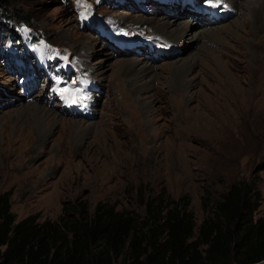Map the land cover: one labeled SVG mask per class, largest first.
Listing matches in <instances>:
<instances>
[{
	"label": "rangeland",
	"instance_id": "374dc122",
	"mask_svg": "<svg viewBox=\"0 0 264 264\" xmlns=\"http://www.w3.org/2000/svg\"><path fill=\"white\" fill-rule=\"evenodd\" d=\"M9 1L14 14L29 20L20 28L23 52L29 57L63 54L74 66V78L85 79L77 89L69 71L45 72L37 83L28 76L16 80L10 67L20 54L9 41V50L0 52V193L9 191L17 219L30 214L39 222L56 220L62 213L75 217L82 205L92 212L99 202L143 218L144 200L186 195L198 225L237 180L254 183L260 191L253 219L264 218V11L248 13L247 0L241 1V11L237 0H219L229 4L231 15L211 22L195 9H181L179 0ZM161 6L167 10L162 12ZM87 17L101 19L110 35L158 40L170 38L164 29H155L152 19H167L171 29L197 19L191 21L192 32L205 36L187 40L182 57L180 52L161 54L154 61L135 55L147 54V45L115 50L83 26ZM84 45L92 46L93 53L80 51ZM193 54L198 57L184 74L171 75L174 64ZM129 58L134 60L128 63ZM136 58L153 67L157 78L150 90L133 93L128 81L141 77L136 68L130 69ZM81 60L94 63L99 77L90 75ZM26 86L32 96L21 91ZM86 90L95 92L92 117L79 113L74 101H87ZM49 97L56 103L48 102ZM33 104L55 111L58 122L47 137L34 123L35 136L26 142L13 125L18 110ZM69 121L83 128L79 140L72 137L74 127L66 134L62 130L59 140L62 123ZM112 264H123L122 257Z\"/></svg>",
	"mask_w": 264,
	"mask_h": 264
},
{
	"label": "trees",
	"instance_id": "16d2710c",
	"mask_svg": "<svg viewBox=\"0 0 264 264\" xmlns=\"http://www.w3.org/2000/svg\"><path fill=\"white\" fill-rule=\"evenodd\" d=\"M13 3L0 0V52L10 41L20 48L21 26ZM24 17V18H22ZM237 180L223 191L197 225L189 199L157 196L144 200L146 215L127 214L113 205H86L75 217L17 219L9 191L0 193V264H254L264 260V218L253 219L261 193ZM167 196V195H166Z\"/></svg>",
	"mask_w": 264,
	"mask_h": 264
},
{
	"label": "bare ground",
	"instance_id": "6f19581e",
	"mask_svg": "<svg viewBox=\"0 0 264 264\" xmlns=\"http://www.w3.org/2000/svg\"><path fill=\"white\" fill-rule=\"evenodd\" d=\"M239 1H240L239 4H238V0L236 1V3L232 2L231 4L234 3L235 6L237 7V9L239 8V10L241 11L242 3H244V2H241L242 0H239ZM232 7H234V6H232ZM244 8L247 10L248 13H250L252 10H255V9L264 11V0H247V2H245ZM174 14H176V13H174ZM192 20L197 21V23H198L197 19H192ZM159 21H160V23H158L157 20L152 19V22L156 25L155 29H156V27L161 28L162 30L164 29V32H165L164 34H166L170 38L168 40L175 43L170 48L159 49L160 54L170 53V54L176 55L177 53L180 52L181 55H179V56L182 57V55L184 54V45L187 42V40H189V39H193L195 41H196V39L202 40V35L205 34L204 32H199L197 30L192 32L194 24L189 20L180 22L179 24L175 25L172 29H171V25H170L171 22L167 21V19L162 18ZM219 28L221 29V27H217V29H219ZM217 29H215V30H217ZM148 37H149V39H153L154 41H159L158 39H156L153 36L149 35ZM136 41L138 42V46H140L144 43H148L150 46H152V44L149 40L146 41L145 39H143V40L137 39ZM174 47H176V48H174ZM80 51H83L85 54H91V53H93V48L90 45H84L83 48L80 49ZM135 55L144 56V58H146L148 60L150 59L143 54H135ZM197 57H198V55L193 54V55H188V57H186L184 59L182 58L183 59L182 61H178V62H180V64H174V70L171 67V69H172L170 71L171 75H173L175 73L174 71H177V73H179V74H181V73L184 74L186 71V67H188L187 68V70H188L189 67H191L194 64V60ZM122 60H119L118 62L123 67L126 64V61H122ZM132 60H134V59L128 60V63L131 62ZM81 62L89 70L88 72L90 75L94 74L95 76H97V73L95 72L96 67L94 66V63L92 65H90V63L88 61L83 62L81 60ZM130 66H131L130 69L136 68V72L140 73L139 76H141V77L137 76L135 78H130L128 81V85L130 86L133 93H138L141 90L147 91V90H150L151 88H153L154 84L152 85V83H154V82H152V80L157 78V76H156L157 73L155 72V69L153 67L148 65L146 63V61H143L142 59H139V58H136V60L133 61V63ZM125 67H126V65H125ZM178 75H177V77H179ZM98 77L99 76H97V78ZM91 85H95V84H91ZM189 85H190L189 82L185 83V87H188ZM140 99H141V103L144 104L145 106L150 104L148 101H144L145 100L144 98H141V97L137 98V100H139V101H140ZM91 102L92 103L94 102L93 98H91ZM25 108H27V109H25ZM25 108L19 109L18 110L19 114L17 117H15L16 120H15V123L13 125V128L17 129V131H18L17 137L22 138L26 142H29V140H31L35 136V134H34L35 124L38 127V129H39V131L43 137H45V136L47 137L48 135H50V133L52 131V127L58 122L57 118L59 115L55 111L47 109V108L44 109V107H41L38 104L27 105ZM20 113H22V114L24 113L25 116H23V117H22V115L20 116ZM61 122H62V119H61ZM71 127H74V130L71 133L73 139L79 140L83 136V133L81 132V130L83 128H80L78 123H72L71 121L62 123L61 129H59L60 134L58 133V138L63 137L62 135H64V134H61L62 130L66 134V132L69 129H71ZM60 139L61 138H59V140ZM28 147L30 148V146H28Z\"/></svg>",
	"mask_w": 264,
	"mask_h": 264
},
{
	"label": "snow or ice",
	"instance_id": "6c2138e0",
	"mask_svg": "<svg viewBox=\"0 0 264 264\" xmlns=\"http://www.w3.org/2000/svg\"><path fill=\"white\" fill-rule=\"evenodd\" d=\"M205 3L208 4L209 6H218L219 0H205Z\"/></svg>",
	"mask_w": 264,
	"mask_h": 264
}]
</instances>
